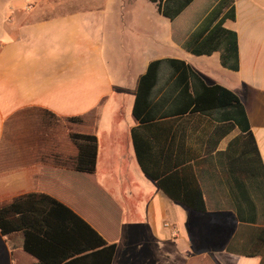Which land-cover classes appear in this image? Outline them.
<instances>
[{"label": "crops", "instance_id": "0c3cea01", "mask_svg": "<svg viewBox=\"0 0 264 264\" xmlns=\"http://www.w3.org/2000/svg\"><path fill=\"white\" fill-rule=\"evenodd\" d=\"M3 1L0 205L46 193L103 236L85 211L87 178L121 212L111 264H264V0H192L173 19L151 0ZM218 22L235 34L237 69L219 50L193 51ZM163 58L234 92L253 139L190 110L138 120L140 78ZM47 112L82 123L56 135ZM70 132L96 136L93 172L73 168ZM36 262L21 232H0V264Z\"/></svg>", "mask_w": 264, "mask_h": 264}, {"label": "trees", "instance_id": "16d2710c", "mask_svg": "<svg viewBox=\"0 0 264 264\" xmlns=\"http://www.w3.org/2000/svg\"><path fill=\"white\" fill-rule=\"evenodd\" d=\"M151 1L158 2L161 13L173 19L192 0ZM205 32L200 41L193 43V51L209 54L219 50L222 63L237 69L235 34L223 28L221 22ZM156 97L159 98L153 106L159 108V112L152 113L150 106ZM189 110L228 120L253 139L244 106L234 92L219 84L207 85L183 60L163 58L151 61L139 81L133 106L134 116L140 121H147L158 114L166 116ZM48 115L75 126L82 123L79 117L57 118L52 113ZM69 138L78 149L73 168L93 172L97 155L96 136L70 132ZM151 177L166 189L158 177L152 174ZM85 184L90 188V197L84 198L85 211L89 216L93 212L100 217L103 214L101 223L95 220L103 236L59 199L38 192L17 196L0 205L1 234L21 232L23 249L37 259L35 264H111L117 247L121 212L107 193L91 184L87 178ZM178 199L190 207H196L186 196ZM195 209L203 210L204 207L201 205ZM263 236L264 228L258 238Z\"/></svg>", "mask_w": 264, "mask_h": 264}, {"label": "rangeland", "instance_id": "374dc122", "mask_svg": "<svg viewBox=\"0 0 264 264\" xmlns=\"http://www.w3.org/2000/svg\"><path fill=\"white\" fill-rule=\"evenodd\" d=\"M205 1V0H204ZM5 3L3 0H0V14H2L3 10H8V6L6 3V7H5ZM43 118L47 124V126H52L54 128L55 134L56 135H61V136H65L66 137V133H67V129L68 128H75L77 126L75 125H71L67 122H64L63 120H57L51 116H49L48 114H44ZM90 197V188L88 186L85 187V193H84V198L88 199ZM103 216V214H102ZM102 216L100 217L98 214L96 213H92V215H90V217L92 219L97 220L98 222L101 223L102 220Z\"/></svg>", "mask_w": 264, "mask_h": 264}]
</instances>
